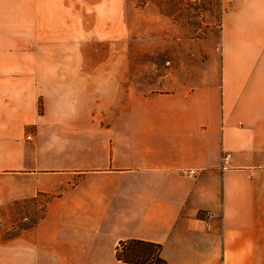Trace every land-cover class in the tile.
Here are the masks:
<instances>
[{"label":"crops","instance_id":"obj_1","mask_svg":"<svg viewBox=\"0 0 264 264\" xmlns=\"http://www.w3.org/2000/svg\"><path fill=\"white\" fill-rule=\"evenodd\" d=\"M122 2L0 0V222L34 214L0 264H134L131 239L166 264H264V57H225L221 95L165 74L139 102L128 60L85 55L128 32Z\"/></svg>","mask_w":264,"mask_h":264},{"label":"rangeland","instance_id":"obj_2","mask_svg":"<svg viewBox=\"0 0 264 264\" xmlns=\"http://www.w3.org/2000/svg\"><path fill=\"white\" fill-rule=\"evenodd\" d=\"M244 4L252 6L249 17V12H243ZM122 6L123 29L128 32L92 34V49L85 51V55L92 62L128 60L124 71L128 70V81L136 84L139 102L153 88L164 90L159 81H164L165 74L183 77L191 88H194L191 84L202 79L204 88L213 86V91L221 95L225 57L237 58L242 49L256 59L264 57L263 0L250 3L242 0H123ZM243 24L256 30L246 35L251 38L250 42L243 34L225 33ZM174 75L172 79L177 80ZM224 153L230 155L227 165L222 162ZM230 160L231 153L223 152L220 169L229 166ZM26 214L28 219L22 220ZM33 219V208L24 209L16 204L8 218L0 222V234L18 233Z\"/></svg>","mask_w":264,"mask_h":264},{"label":"trees","instance_id":"obj_3","mask_svg":"<svg viewBox=\"0 0 264 264\" xmlns=\"http://www.w3.org/2000/svg\"><path fill=\"white\" fill-rule=\"evenodd\" d=\"M160 250L158 243L131 239L119 243L116 257L123 262L134 264H166L160 257Z\"/></svg>","mask_w":264,"mask_h":264},{"label":"built area","instance_id":"obj_4","mask_svg":"<svg viewBox=\"0 0 264 264\" xmlns=\"http://www.w3.org/2000/svg\"><path fill=\"white\" fill-rule=\"evenodd\" d=\"M30 136H28L29 138ZM229 157L230 155L228 153H224L223 156H222V162H223V165H227L229 163ZM225 167V166H224ZM185 175H187L188 177H192L194 174H195V170L193 169H187L185 172Z\"/></svg>","mask_w":264,"mask_h":264}]
</instances>
